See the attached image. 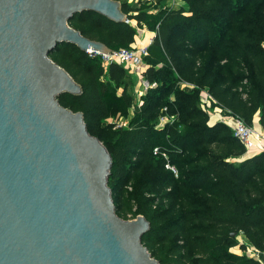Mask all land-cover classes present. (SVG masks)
Returning <instances> with one entry per match:
<instances>
[{"label": "trees", "instance_id": "obj_1", "mask_svg": "<svg viewBox=\"0 0 264 264\" xmlns=\"http://www.w3.org/2000/svg\"><path fill=\"white\" fill-rule=\"evenodd\" d=\"M119 1L137 26L94 11L76 14L70 25L113 51L135 46L137 27L157 32L143 71L157 86L140 98L128 128L102 126L108 118L129 117L136 103L124 66H106L72 43L50 53L83 88L81 95L62 94L60 103L82 111L113 156L109 184L117 213L150 221L143 243L162 264H264L249 253L264 252V150L238 160L244 144L225 123L210 124L201 106L206 91L217 101L213 108L256 128L259 117L264 128V0H177L179 8L172 0ZM179 31L183 47L176 51ZM165 106L176 118L158 130ZM163 152L178 177L166 169ZM237 245L242 253L233 250Z\"/></svg>", "mask_w": 264, "mask_h": 264}, {"label": "water", "instance_id": "obj_2", "mask_svg": "<svg viewBox=\"0 0 264 264\" xmlns=\"http://www.w3.org/2000/svg\"><path fill=\"white\" fill-rule=\"evenodd\" d=\"M84 11L130 23L119 0H0V264H162L150 221L117 213L111 152L59 100L83 88L58 45L113 52L70 25Z\"/></svg>", "mask_w": 264, "mask_h": 264}, {"label": "built area", "instance_id": "obj_3", "mask_svg": "<svg viewBox=\"0 0 264 264\" xmlns=\"http://www.w3.org/2000/svg\"><path fill=\"white\" fill-rule=\"evenodd\" d=\"M89 53L91 55L101 56L106 66H109L112 63H119L120 65L128 69V71H130L131 73L141 74L142 76V72H143L142 69L146 66L144 58L149 55V45L139 44L133 46L132 48H121L109 54H94L92 52ZM141 82H142V87L145 89V91H148L149 89L157 86L156 83L151 84L146 79H143ZM187 85L193 87V85H189V84H186L185 86ZM213 102H217V101L212 97L211 94L205 91L201 98L202 108L205 111H207L210 116L214 115V113L217 114L218 112L216 111H219L220 122L225 123L227 126H229L230 129L232 130L233 135L244 144L246 148V154L255 149L259 151L264 150V133L261 130L247 124L243 118L233 114L228 109L213 108L212 107ZM139 108H140V104L135 103L131 108L130 116L128 117V119L120 118V121L116 126V128L119 127L128 128L131 116H133L139 110ZM225 111L227 113H225ZM175 118H176L175 116H171L168 114L167 106L163 107L160 118V124L157 127V129L158 130L164 129L167 124L174 122ZM160 151H161L160 146L154 148L155 154L160 153ZM163 155L167 159V163L165 164L166 169L171 170L172 172L175 173L176 177H178L179 175L176 166H174L169 161L167 157L168 154L166 152H163ZM249 253H252L254 255L259 254V252H256L252 249H249Z\"/></svg>", "mask_w": 264, "mask_h": 264}, {"label": "rangeland", "instance_id": "obj_4", "mask_svg": "<svg viewBox=\"0 0 264 264\" xmlns=\"http://www.w3.org/2000/svg\"><path fill=\"white\" fill-rule=\"evenodd\" d=\"M134 0H132V2H133ZM177 6L178 4H177V2H175L174 4H171V6L172 7H174V6ZM177 7H180V5H178ZM161 8H159V7H155V9H154V11H158V10H160ZM131 23L133 24V25H135V26H137V24H136V22H134V21H131ZM137 29H138V33L140 32V33H144V31L145 30H149L147 27H143V28H141V27H137ZM153 32H155L156 34H157V32L156 31H153ZM181 36H182V33H181V31H179L176 35H175V37H174V42H173V47H174V49L176 50V51H179L183 46H182V42H181ZM145 70V67L142 69V71H144ZM142 76H143V72H142ZM141 76V74H136V73H133V75H130V77H129V87H128V90L130 91V93H131V91H132V94H133V96H134V98H135V101H136V103L138 104V103H140L139 101H137L139 98H142V96L143 95H146L147 94V92L148 91H145V89L142 87V83H140V85H138L137 84V79L138 78H140V79H145L144 77L143 78H141L142 77ZM138 85V86H137ZM136 88V89H135ZM172 96V95H171ZM161 114L162 113H160L159 114V116H158V119H157V122H156V128L159 126V124H160V118H161ZM126 119H128V117L126 118ZM119 121H120V119H119V117L118 118H116V117H111V118H108V119H106V120H104V121H102V126H103V128H104V130L105 131H107V132H109L110 131V129L112 128V129H116V126L118 125V123H119ZM119 128H125V127H119ZM249 155V154H248ZM247 156V155H246ZM167 157H168V159H169V161L171 162V158H170V156L169 155H167ZM243 159V157H241V158H238V160H242ZM133 161L135 162V161H137L136 159H134L133 158ZM174 166H176L173 162H171ZM176 169H177V171H178V175H179V172H180V170H179V168H177V166H176ZM173 174L175 175V173L173 172ZM175 177H176V175H175ZM126 188V187H125ZM128 191H131V187L129 186L128 188H126ZM166 202V201H165ZM128 219H134V218H131V215L129 216V218ZM241 235V237H239L241 240H242V235L243 234H240ZM238 246V245H237Z\"/></svg>", "mask_w": 264, "mask_h": 264}, {"label": "crops", "instance_id": "obj_5", "mask_svg": "<svg viewBox=\"0 0 264 264\" xmlns=\"http://www.w3.org/2000/svg\"><path fill=\"white\" fill-rule=\"evenodd\" d=\"M175 2H177V0H172L171 2H169V4L171 5V4H174ZM177 4L180 5V4H182V2H177ZM177 6L175 5L174 8H179ZM130 23H131V21H130ZM155 36H156V33L151 31V30H145L143 34L139 32L138 33V37H137V42L135 43V45L145 44V45H149L150 46L152 44ZM127 71H128V69H127ZM130 74L133 75V73H131V72H130ZM141 78H143V76ZM141 81H142V79L138 78L137 79V84L140 85V83H142ZM137 101L140 102L139 99ZM216 112H218V113L217 114L214 113V115H211V116L209 115L210 124H215V123L220 122V120H219L220 113H219V111H216ZM256 126L258 127L259 130H261L264 133V128L259 123V117L256 118ZM259 152H261V151H258V153ZM248 154H250V153H247L246 154L247 156L244 155L243 159L247 158L249 156ZM235 249H237L239 251V253H242V250H240L238 246H235L233 248V250H235ZM255 256L264 263V252H259V254L255 255Z\"/></svg>", "mask_w": 264, "mask_h": 264}]
</instances>
